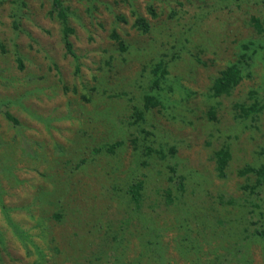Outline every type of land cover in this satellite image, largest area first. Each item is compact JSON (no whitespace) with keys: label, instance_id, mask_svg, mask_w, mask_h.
Returning <instances> with one entry per match:
<instances>
[{"label":"rangeland","instance_id":"374dc122","mask_svg":"<svg viewBox=\"0 0 264 264\" xmlns=\"http://www.w3.org/2000/svg\"><path fill=\"white\" fill-rule=\"evenodd\" d=\"M61 1L77 61L50 0H0V264H219L238 249L246 264H264V238L250 236L244 210L227 204H259L264 228V184L240 173L264 165V110L251 122L234 108L264 95V35L250 21L264 23V0ZM250 42V76L212 99L213 78ZM159 64L166 73L153 93L162 104L139 120L134 110ZM143 127L153 132L150 164L138 172L147 202L129 216L124 192L138 171L134 129ZM115 141L122 146L107 152ZM222 147L230 152L223 177L214 160ZM168 165L183 176L169 209L159 198L174 187Z\"/></svg>","mask_w":264,"mask_h":264},{"label":"trees","instance_id":"16d2710c","mask_svg":"<svg viewBox=\"0 0 264 264\" xmlns=\"http://www.w3.org/2000/svg\"><path fill=\"white\" fill-rule=\"evenodd\" d=\"M52 7L51 12H54L57 19L59 20L61 24V40L64 46V49L66 51V54L72 57L75 61L78 60L77 55L75 54L73 50V45L70 40L71 35L74 33V30L68 25V12L66 8H64L61 0H50ZM148 11L151 13V15L154 17V11L151 6H148ZM132 14L135 16L134 21V27L141 31L142 33H148L150 29L149 23L146 21L145 18L142 16H138L135 12H132ZM118 21L125 22V18L122 16H116ZM251 25L254 28L255 32L258 35H264V23L258 19V18H251ZM14 28H19L17 25V22L13 23ZM110 37L114 39L116 42L119 43L120 47H122V43L120 42V38L117 35L115 31H112L110 34ZM241 53L238 55V60L235 63H231L228 66L225 67L222 71H220L219 75L215 78H213L212 85L209 89L210 91V97L212 99H220L222 97H230L235 90V88L242 82V80L245 77L250 76V66L253 64L251 61L254 59V54H256V50L254 49V43L250 42L247 45H243L240 47ZM16 60L18 62V68L22 69L23 65L21 63V59L19 56L16 57ZM251 62V64H250ZM153 77L150 80L152 83L151 87L147 92L143 94L144 103L143 106H139L137 109L134 110V115H137V119L139 120H145V112L150 111L154 107H160L161 101L159 97L153 93V90L156 89L162 82L163 75L166 73L165 67L157 65V67L153 71ZM251 97L253 99V102L249 105L245 103H236L234 105V108L238 110L244 119H247V117L251 116L250 121L256 122L259 118L260 113L264 110V95L258 96L255 95V93H251ZM5 119L10 123V125L14 128H19V122L8 112H3ZM209 115L212 119H214L215 113L214 111H210ZM149 125V124H148ZM151 126V124L149 125ZM136 133L134 137V142L138 145L135 146V152L137 154V167L138 171L132 175L131 177L127 178V189L124 192V196L127 197L128 204L130 205L129 210L127 211V214L129 216H132L134 214H137L140 212V209L142 208L144 202H147L146 193H145V185H146V179L144 178V175L139 172V169L142 168L145 165H148V163L151 159V147L149 146L151 142L152 131L147 130L145 127H143L140 130L134 129V134ZM122 146V141H115L114 143L108 145L106 147V151L109 153L114 152L116 149L120 148ZM25 151L27 153L30 152L27 145L25 146ZM159 152L162 157H168L172 158L174 156V149L171 148L169 150L168 155L164 153V150L162 147L157 151ZM30 154L34 155L33 152H30ZM230 158V152L228 150V147H222L218 151L214 152V160H215V169L217 170V173L219 176L223 177L225 176L224 170L226 168L228 159ZM141 170V169H140ZM242 176H245L247 174H254L256 176V183L258 185L264 184V165L260 167H246L243 169V171L240 172ZM138 174V175H137ZM168 180L170 183L174 185L173 189L167 188L164 190L163 197L161 198V195L159 196L160 200H162V203L165 207L170 208V206L179 204L178 201L180 200L183 190V183L182 178L183 176L177 175L176 169L168 165ZM178 177V181L177 180ZM179 192V193H178ZM176 193V194H175ZM175 194V195H174ZM227 204L230 205H236L238 204L243 210V223H244V230L245 231H251L250 236H260L264 238V228L261 227L260 219H256L255 210L258 209L259 204H256L252 200L244 199L240 202H234L231 199H228ZM255 208V210H254ZM54 219L61 220L62 214L61 212H56L53 215ZM264 242V239H263ZM244 251L242 249H238L236 252H227V255L218 257V263L219 264H227L231 263L232 258H234V264H246L247 263V257L244 255Z\"/></svg>","mask_w":264,"mask_h":264}]
</instances>
